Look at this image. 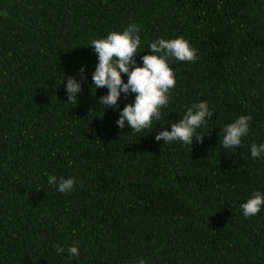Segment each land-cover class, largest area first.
I'll list each match as a JSON object with an SVG mask.
<instances>
[{
  "label": "trees",
  "instance_id": "trees-1",
  "mask_svg": "<svg viewBox=\"0 0 264 264\" xmlns=\"http://www.w3.org/2000/svg\"><path fill=\"white\" fill-rule=\"evenodd\" d=\"M133 23L138 64L158 38L183 37L197 55L168 60L164 121L135 134L116 124L135 94L97 103L108 89L91 90L88 46ZM200 101L212 110L202 142L155 140ZM249 114L241 145L225 149L221 130ZM253 142L264 143V0H0V264H264V207L251 218L240 207L264 193Z\"/></svg>",
  "mask_w": 264,
  "mask_h": 264
},
{
  "label": "clouds",
  "instance_id": "clouds-1",
  "mask_svg": "<svg viewBox=\"0 0 264 264\" xmlns=\"http://www.w3.org/2000/svg\"><path fill=\"white\" fill-rule=\"evenodd\" d=\"M140 29L133 23L122 32L112 31L102 39H94L90 42L97 55V64L92 73V88L106 87L107 94L101 96L97 103L103 109L107 107L119 108L118 101L121 94L125 99L132 93L135 94L134 101L125 104L119 110V118L116 124L124 129L127 124L132 132L140 133L144 129H153V122L164 121L162 109L169 103V94L176 85L173 69L169 66L168 60L175 58L181 62H195L197 60L196 49L183 37L174 39L158 38L149 44L150 54L141 57L142 65L138 64L135 56L138 54L141 38ZM83 76L84 67L80 69ZM127 76V81L123 75ZM64 80V79H63ZM63 82V81H62ZM67 101L78 102L77 94L81 92V84L73 77H67L65 85ZM212 110L204 101L194 103L188 107L178 122L171 123V130L164 128L156 136L155 140H163L165 144L181 142L184 145L194 146L195 142H202L204 135L197 132L201 126H205L207 119L211 117ZM252 116L241 115L233 122L227 124L221 131L223 137L221 144L225 149L241 145L242 137L249 132V123ZM264 154V143L251 144V157L253 159ZM48 183L57 186L60 193L68 194L75 188V179L60 177L57 181L55 175L48 177ZM245 218H251L260 213L264 207V193L255 191L240 205ZM57 253L62 254L65 250L59 245L55 246ZM69 258L78 256V248L72 245L68 248ZM140 264H145L143 260Z\"/></svg>",
  "mask_w": 264,
  "mask_h": 264
}]
</instances>
